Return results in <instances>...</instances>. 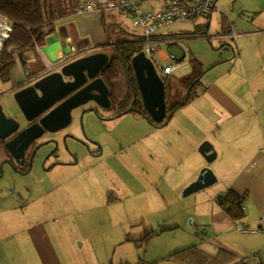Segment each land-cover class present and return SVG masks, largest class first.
<instances>
[{
    "label": "rangeland",
    "instance_id": "374dc122",
    "mask_svg": "<svg viewBox=\"0 0 264 264\" xmlns=\"http://www.w3.org/2000/svg\"><path fill=\"white\" fill-rule=\"evenodd\" d=\"M149 1L156 7L162 0ZM262 11L264 0H218L208 31L223 34L231 21L236 22L240 32L245 25H254L253 15L258 18ZM104 19L116 39L142 34V28L118 9L106 10ZM260 19L257 21L264 24V13ZM201 21L204 28L195 36L191 34L195 26L188 22L160 31L184 33L179 35L184 37L183 44L162 42L155 53L157 71L169 78L171 84L167 91L169 106L185 96L187 87L182 86L181 80L195 72L194 56L203 62V83L219 76L222 67L229 65L228 55L234 56L231 47L216 48L215 43L220 45L222 41L216 40L219 36L214 40L209 38V32L205 33L209 19ZM181 45L187 49L186 58L179 64L173 60L176 70L168 76L161 69V64L167 62L163 52L174 53L181 59L185 55ZM109 50L113 52L111 47L102 51L110 53ZM233 75L234 71L230 77ZM10 86V81L0 80V100L5 111L19 113ZM124 91L128 92L127 83ZM201 101L193 103V111L188 110L193 105L189 102L175 110L176 114L164 126L154 125L135 112L118 116L88 103L87 109L91 110L85 117L87 132L105 145V151L98 160L84 153V162L91 163L86 168L65 167L61 176L51 175L44 183L26 178L29 187L17 189L25 200L6 190L8 182L0 185V264H42L28 233V227L38 224L49 230L51 246L61 264H184L171 254L192 246H213L214 250L218 241L210 237L212 232H204L208 227L203 224L208 219V203L215 206L221 200V192L216 189L222 183L218 181L209 188L183 195L185 187L199 176L194 178L195 172L191 170L195 165L191 145L196 131L181 129L178 134L177 128L192 126V117ZM210 167L213 169V163ZM151 225L157 235L143 239L152 230Z\"/></svg>",
    "mask_w": 264,
    "mask_h": 264
},
{
    "label": "crops",
    "instance_id": "0c3cea01",
    "mask_svg": "<svg viewBox=\"0 0 264 264\" xmlns=\"http://www.w3.org/2000/svg\"><path fill=\"white\" fill-rule=\"evenodd\" d=\"M146 3L149 9H158L163 6V0L156 7L149 0ZM263 13L264 11L260 12L258 18L253 15L254 25H245L240 32L236 30V22L230 21L227 22L226 31L223 34L218 32L211 34L208 28L213 12L208 17H202L193 22L195 27L192 31L194 33L200 29L203 30L204 24L201 19H209L205 33L209 32V38L214 40L219 36L216 40L222 43L220 45L215 43L216 48L219 46L221 49L226 43L230 45L233 41L231 49L234 56L228 55L230 58L227 64L229 65L222 67L223 72L214 80L207 83L201 81L198 84L196 88L198 97L189 104L197 103L201 99V105L197 104L196 114L192 117V126L177 125L178 134H181V129L189 130L190 128L197 133L193 135L191 145V153L193 152L192 156L195 158V165L191 166V170L195 172L194 178L199 175L202 168L208 165L199 152V146L207 140L214 144L217 158L213 162V169L222 183V186L216 190L220 191L223 197L230 190L244 196L245 215L240 219H233L220 202L215 203V206L208 203V219L203 224L208 228H204V232H212L210 237L215 238L218 244L214 250L213 246L207 247V245H203V248L202 246L200 248L188 247L187 251L186 248L180 250L186 256V261H182L184 264H231L254 253H258L257 258L250 259L246 264H264V232H242L238 227L242 224L244 227L257 229L264 217V24L257 21L260 17L262 18ZM102 14L99 11L81 12L78 9L74 16V24L68 26L70 36L75 40L76 37L89 38L91 42L87 41L86 44H93L94 47L107 43L108 35L102 21ZM233 33L236 37L231 36ZM180 34L184 33L176 35ZM240 39L242 40L239 41ZM181 41L183 44V40L175 44L179 45ZM181 47L183 49L184 46L181 45ZM97 51L101 50L97 49L94 52ZM185 51L187 53L186 48ZM28 55L30 58L33 56L36 59L39 58V55L31 53ZM186 55L179 60L183 62L182 59H185ZM163 56L166 60L169 55L163 52ZM42 59L48 64L49 60L44 53H42ZM193 63L195 72L192 75L204 71L203 62L195 56ZM155 64L158 67V61ZM29 65L31 67V64ZM162 65L164 63L161 64V68ZM23 66L18 59L12 70L10 89L27 77V71ZM233 71L234 75L230 77ZM183 79L181 80L182 86H185ZM193 109H195L194 104L188 110L193 111ZM7 114L13 115L9 112ZM181 162L183 163L184 159ZM150 227L153 229L152 225ZM28 231L29 237L39 252L42 264H61L51 246L49 230L42 224H38L28 227ZM204 240L209 241L206 238Z\"/></svg>",
    "mask_w": 264,
    "mask_h": 264
},
{
    "label": "water",
    "instance_id": "95a60500",
    "mask_svg": "<svg viewBox=\"0 0 264 264\" xmlns=\"http://www.w3.org/2000/svg\"><path fill=\"white\" fill-rule=\"evenodd\" d=\"M86 40L91 42L89 38ZM231 45L226 43L222 48H230ZM79 48L76 40L70 36L68 27H60L57 33L48 37L47 44L42 50L40 49L39 57L42 59L44 53L50 61H48L49 65L45 64L48 72L33 78L28 77L30 72L24 54L22 52L19 54L27 71L28 82L31 84L21 89L17 86L10 89V92L16 89L13 94L19 106V113L8 116L4 105L0 103V138L7 140L5 145L11 151H14V146L18 143L21 144L20 150L24 151L31 142L42 138L46 132L55 133L65 128L72 121L73 110L90 102L105 109L112 106L111 90L102 75L110 63V53L97 51L76 56L70 61L63 60L65 56H72V53ZM55 64L57 68H54ZM132 68L144 109L157 124L166 125L170 119L167 85L157 71L155 62L145 51H142L133 57ZM130 112H135L133 106L119 113L118 116ZM18 119L25 120L31 125L18 131L22 122ZM15 132L19 134L15 139L8 141ZM199 152L209 166L204 167L197 179L185 187L184 196L209 188L219 181L210 167L217 158L214 144L209 140L204 141L199 146ZM222 197L223 194L218 195V198Z\"/></svg>",
    "mask_w": 264,
    "mask_h": 264
},
{
    "label": "trees",
    "instance_id": "16d2710c",
    "mask_svg": "<svg viewBox=\"0 0 264 264\" xmlns=\"http://www.w3.org/2000/svg\"><path fill=\"white\" fill-rule=\"evenodd\" d=\"M78 9L79 0H0V12L7 15L13 25L10 36L0 54V78L4 81L11 80L12 70L18 59L20 60L19 54L21 52L24 54V57L30 53L40 56V49L47 44L49 36L57 33L62 26L68 27L70 24H74V16L78 12ZM105 11H102V21L108 35L106 45H110L113 52L111 62L103 72V77L109 85L113 101L118 105L114 111L115 113H121L133 106L135 113L147 118L156 125L157 123L144 109L132 68L133 57L145 49V39L143 35L121 39L113 37L110 27L104 19ZM191 34L195 36L198 34V31ZM179 40H183V37L170 34L163 35L159 41L178 43ZM182 61H184V58ZM178 62H181V60H178ZM119 73L122 74V78L119 77ZM190 77L183 79V83L187 87L185 96L178 103L172 104V106L168 105V115L170 117L174 114L175 110L185 105L197 95L196 88L201 82V76L200 74H194L190 75ZM163 79L168 91L171 86L169 78L163 77ZM126 83L128 92L124 91ZM134 95L138 97L135 98ZM220 203L233 219L244 217V196H240L235 191L230 190L221 198ZM154 235H157L155 230H149L143 239H150ZM185 250L187 251L188 248ZM171 257L186 261L183 251L173 252Z\"/></svg>",
    "mask_w": 264,
    "mask_h": 264
},
{
    "label": "flooded vegetation",
    "instance_id": "af4514ba",
    "mask_svg": "<svg viewBox=\"0 0 264 264\" xmlns=\"http://www.w3.org/2000/svg\"><path fill=\"white\" fill-rule=\"evenodd\" d=\"M86 42V39L76 37L77 46L80 48L76 49L72 53V56H65L63 60L70 61L76 56L94 53V45L89 44V46H85ZM109 47L111 46L106 45V43L101 46L96 45V48L101 51ZM110 55L112 58L111 51ZM33 57L30 58L28 54H26L25 57L30 72L28 77L33 78L37 75L43 76L48 72V67H45L46 63L43 59H36L35 56ZM19 61L21 62V59ZM29 64H31V67ZM54 68H57L56 64ZM28 77H25L23 81L15 85L12 84L13 87L17 86L18 89H21L30 85L31 83L28 82ZM0 80H2V78H0ZM14 91L12 92L14 93ZM134 97L137 98L138 96L136 97L134 95ZM0 103H2L1 100ZM99 107L105 109L101 106ZM115 107H118V105L113 101L112 106L107 111H112L114 115H118L119 113H115L114 111ZM87 108L88 107L85 105L73 110L72 121L68 126L55 131V133L46 132L42 138L31 142L24 151L20 150V143L14 146V151H11L5 145L7 140L0 138V185H3L4 182H8L7 189L5 187L4 189L12 194H17L15 196L21 198V200H25V196L22 195V192L18 193L17 189L22 188L25 190L29 187L27 184L28 182L25 181L27 180L26 178L33 180L34 183H44L47 177H51V175L59 174L61 176L63 174V168L65 167L82 165L81 167L86 168V165L90 162L89 160H86V163L84 162L82 159L84 153H86L88 158L100 159L99 157L103 154V150L105 151V145H101L96 138L89 135L87 132L85 117L87 116L88 110H91ZM21 119H18L20 122L22 121L18 131H22V129L31 125L29 122ZM18 134L19 132L12 134L8 138V141L15 139ZM22 203H24V201Z\"/></svg>",
    "mask_w": 264,
    "mask_h": 264
},
{
    "label": "built area",
    "instance_id": "2783aa9c",
    "mask_svg": "<svg viewBox=\"0 0 264 264\" xmlns=\"http://www.w3.org/2000/svg\"><path fill=\"white\" fill-rule=\"evenodd\" d=\"M146 2L147 0H79V11L102 12L116 8L124 12L133 19L135 25L142 28V35L145 39L144 51L156 62L155 53L161 47L162 41L159 40L163 36L160 31L175 23H193L199 18L208 17L215 9L217 0H163V6L158 9H149ZM12 29L11 19L0 12V54ZM231 36L236 37V34L233 33ZM183 50L186 54L184 47ZM166 60L167 62L162 65L161 69L166 75H171L176 70V66L171 62L173 60L178 62L179 59L174 53H170ZM50 67L52 66L50 65ZM238 227L242 232H264V217L257 229L244 227L242 224H239ZM257 256L258 253H254L231 264H246L250 259L257 258Z\"/></svg>",
    "mask_w": 264,
    "mask_h": 264
}]
</instances>
